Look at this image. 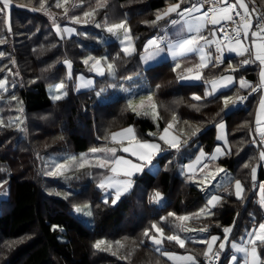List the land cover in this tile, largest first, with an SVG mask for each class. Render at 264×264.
<instances>
[{"label":"trees","instance_id":"obj_1","mask_svg":"<svg viewBox=\"0 0 264 264\" xmlns=\"http://www.w3.org/2000/svg\"><path fill=\"white\" fill-rule=\"evenodd\" d=\"M177 1L107 0L106 7H100L93 17L85 18L83 12L96 8L97 0H68L67 4L61 0L60 8L55 6L56 0H45L43 9L39 0H13L11 31L0 16V39L5 40L0 44V52L4 53L0 57V77L11 66L18 76L9 77V89L2 92V96L10 98L2 102L3 118L7 120L16 114L15 97L21 99L25 115L24 136L19 135L14 124L0 126V169H4L0 171V184L7 181L0 188L5 193V197H0V264H174L156 252L151 240L143 235L146 229L150 230V236L157 235L151 229L152 223L163 227L165 235L178 234L186 240L185 247L180 248L165 239L162 251L189 253L198 264H205L206 245L196 241L214 234L223 235L225 227L232 228L230 240H243L248 232L264 222V207L257 200L251 172L252 167L258 166L256 180L264 184L261 145L254 123L257 95H251L244 105L227 112L223 101L235 88L198 102L192 100V96L203 97L204 84L178 81V73L173 71L170 61L147 68L142 66L141 51L146 40L166 25L165 21L157 26L151 22L167 5ZM195 1L198 0H185L181 7ZM252 1L264 13V0ZM103 2L100 0L101 4ZM65 9H68L67 15ZM74 16H79L81 23H73L71 17ZM120 21H126L131 29L136 51L130 57L123 54L115 39L100 43L106 37L104 26ZM55 22L73 24L76 34L60 38L54 30ZM96 24L103 27L97 28ZM87 54L104 55L116 64L115 77L96 76V84L115 82L140 87L137 96L152 94L159 114L157 121L143 112L137 115L129 110L125 95L101 101L96 96L97 85L74 90V76L89 73L87 65L83 64ZM238 59L230 60L236 65ZM65 61L71 62V78ZM228 64L225 60L214 74L224 71ZM256 70L255 66L239 67L237 74L255 79ZM56 81H63L68 93L59 101L50 99L46 89L48 83ZM111 93L108 90L103 95L109 97ZM223 120L230 149L217 163L230 171L235 180L241 181L244 192L242 199H237L231 185L220 194L223 199L212 209L214 215L201 214L197 218L192 214L205 207L207 192L180 176L177 165L191 160L200 148L211 152L217 142L215 126ZM169 122L182 137L183 145L179 151L162 152L155 160L157 172L152 174L145 169L137 175L133 188L115 205L111 197L108 204L103 203L98 182L107 171L97 167L90 168L93 178L79 190L64 196L46 192L41 169L45 158L53 154H79L102 146L110 141L111 131L127 125L135 129L138 138H157L156 134ZM157 191L163 197L160 203L151 201ZM85 202L91 207L92 228L87 227L74 210ZM170 212L176 215L169 217ZM182 215L192 218L178 221L176 217ZM161 218H167V223ZM174 225L194 231L183 232ZM53 226H57L56 230ZM201 228L207 231L201 232ZM98 240L111 243V249H95L93 245ZM116 241H121L124 247ZM107 247V244L101 246L102 249ZM259 252L264 258V246L259 247ZM228 256L229 250L221 255L219 264H225Z\"/></svg>","mask_w":264,"mask_h":264},{"label":"snow or ice","instance_id":"obj_2","mask_svg":"<svg viewBox=\"0 0 264 264\" xmlns=\"http://www.w3.org/2000/svg\"><path fill=\"white\" fill-rule=\"evenodd\" d=\"M206 2V0H205ZM68 0H63V4H67ZM185 3V0H178L177 3L171 4L167 10L155 17V20L152 21L153 26H157L160 21H165L166 24H170L172 27H176L177 25H182L180 28L181 32H187L188 35L184 36L181 39H177L175 41L168 39L167 35L154 36L147 40L144 45V52L146 53L141 59L144 63H148L149 61L155 60L157 57L161 56V54L167 53L172 57L174 61H176L177 57L186 58L190 53H197L199 56V62L192 67L184 68L183 74H178L177 79L181 82H196L202 80V70L207 68L209 64H219L222 62V54L223 50L219 42L216 44V53H218L214 62L212 59L213 53L208 51L211 47L212 41L209 37L203 34V30L207 27V25L211 24L213 26L220 25L219 29H213L212 35H215L216 31H223L224 37L223 39L228 41L227 51L229 53H235L237 56L241 57H251V59L245 58L242 60L243 65H247L253 62H259L261 67L260 71V82L258 85L253 86L247 80L241 79L239 81L240 89H250V92H257L264 89V16H257L256 20L260 21L256 23L255 28H253V15L255 9L252 12L249 11L248 4L246 0H236L235 3H230L229 0H213V7L208 11H202L203 3L197 5L195 3L191 4L190 7L182 8L181 5ZM13 0H0V16L4 18V22L8 25V31H11L10 24V9L12 7ZM40 9H43L45 6V0H39ZM217 5H221L217 7ZM57 8L62 7L61 0H56ZM107 0L101 4L100 0H97V7L92 8L89 11H84L83 16L85 18L93 17L100 7H106ZM68 9H65V15H67ZM175 13L177 18H170L172 14ZM199 13V15H197ZM233 13H235L236 17H239L237 21L234 19ZM168 18V19H166ZM55 21V18L53 17ZM73 23H81V18L79 16L71 17ZM85 23L89 22V20H85ZM222 22H230L235 27L229 29L224 28V24ZM126 21H122L120 23L112 24L106 27V31L112 35H117L118 31L124 30V38L120 41L122 45V52L125 56H132L135 54V46L131 42L130 32L131 29L126 27ZM97 28L103 27L101 24H96ZM57 33L63 39L64 35L67 34L69 36L76 33L74 28L65 27L61 29L59 25L56 26ZM251 37V44L245 45L244 41L249 40ZM5 43V40L0 39V44ZM4 55L3 52H0V57ZM91 63L90 70L98 76L104 77L105 75L115 77L116 75V64L114 62H109L107 57H94L89 55L87 58L83 60L84 65H89ZM68 68H71V62L65 61ZM106 65V68H105ZM181 63L176 62L173 67V71L175 72L177 69H180ZM232 71H238V68H233ZM69 78H71V73L69 72ZM79 83L76 85V90L80 91L82 89L91 88L93 86L94 81L92 79H86L83 76L79 77ZM234 77L232 75H225L219 78V81L212 80L211 83V91L206 89L204 96L193 95L192 100L201 101L210 96H215L217 92L221 88H226L231 86L234 83ZM205 83H209L205 81ZM8 81L7 79H0V90L7 91ZM115 87V85H112ZM159 88V85L157 86ZM66 84L61 82L57 84L54 88V95L52 99L54 101H59L64 96L67 95L65 91ZM103 89L99 92H96V96L100 97ZM247 99L246 96H238L235 99L231 96H227L224 98L223 104L224 108L228 109L231 105L235 107L238 103H243ZM147 105L144 100H141L138 105H135L131 99L127 101V108L132 112L140 115V109H144L146 107L150 108L158 118V112H156L157 105L153 102L154 97L152 94H148L146 96ZM260 108L264 109V98L261 99ZM198 110V107H197ZM22 111V109H21ZM144 115H148V112H143ZM19 119V118H17ZM175 120V116H173ZM12 121H9L11 124ZM22 123V121H21ZM260 120L257 119V124L259 126ZM3 125V121L0 120V126ZM174 127L173 123L169 122L168 125L163 129V133L159 136V141H162L164 145H167V149H165L160 143L154 141H147L139 139L135 131L132 127H128L126 129L121 130L120 132L111 134V141L114 144L120 145L119 149L117 147H110L104 149L93 148L91 152L93 154L98 152H103V156H96L95 167L106 170L111 175L105 176L103 180L99 183L98 187L101 189H108V192L103 200V203L108 204L109 199L111 197L112 205H115L121 198L130 192V190L134 186L133 177L137 174H141L145 171V169H150L154 166V161L157 157L164 151L168 149H175L179 151L181 143L178 137L170 136L169 130ZM218 128L223 129L224 124H219ZM23 130V129H20ZM199 131V129H197ZM195 135V133H193ZM152 135V133H149ZM260 142L264 144V130L259 132ZM218 139H223V137H218ZM187 143V141H184ZM123 152L128 154V157L123 155H117V152ZM216 152H221V149L218 147ZM205 154L203 151L200 152V155L196 157L197 162L200 161L201 157ZM134 158V159H133ZM217 157L213 155L211 159H216ZM83 162L79 163V167L83 168L88 163L86 157L80 158ZM260 159L264 160V151L260 152ZM70 160L76 161V157H71ZM189 171L192 170V165L189 164L186 166ZM204 167H207L205 164ZM248 167V165H245ZM66 165L63 163H55L52 166V169L47 172V175L55 176L58 174H62V171L65 170ZM0 171H4V169H0ZM218 172H223L224 169H218ZM253 180H255L256 168L252 167L251 169ZM7 181H4L3 184H6ZM3 184H0V188L3 187ZM235 196L237 199H242V194L244 192L243 185L240 180L235 181ZM261 197L260 204L264 207V184L260 185ZM163 197L160 192H155L154 196L151 197V201L154 203H160ZM223 198L220 195H211L207 200L204 208H201L198 213L192 214L199 218L201 214L205 216L214 215L212 209L215 208L218 203ZM89 207L90 206H86ZM75 212L80 213L82 209L77 206L75 207ZM86 215H91V211H88ZM175 213H169V217H174ZM192 217L189 215H182L176 217L178 221H188ZM161 220L167 223V218H161ZM57 226H53V230H56ZM174 228H179L180 231L183 232H191L193 229H188L183 227V225H174ZM151 229L155 230V233L158 235H149L150 230L146 229L143 233L145 237H148L152 244L155 246V251L160 253L162 256L167 257L169 260L179 261V262H188V264H198V261L193 255L188 256H176V254L162 251V245L164 240L166 239L168 242H175L180 248H184L186 244V240L181 238L178 234L165 235V229L161 227L158 223H152ZM201 232L207 231V228H201ZM231 227L223 228V241L219 243V248L217 251H214V246L216 242L220 240V237L216 235H212L207 239H200L196 242L200 244L206 245V249L203 252V255L208 259V264H219L221 260V253L226 250V242L229 240V234L231 233ZM249 239L246 244L239 245L236 243L231 244V250L234 253H239L240 257L233 254L228 259L231 264H236L238 260H242V264H264V258L261 257L259 252V247L264 246V222H260L257 228H254L252 231L247 233ZM121 248L124 245L121 241L115 242ZM143 243V241H141ZM107 244V249H102L101 246ZM93 247L97 250H108L111 249V243L105 240H98L95 242ZM115 255V253H113Z\"/></svg>","mask_w":264,"mask_h":264},{"label":"crops","instance_id":"obj_3","mask_svg":"<svg viewBox=\"0 0 264 264\" xmlns=\"http://www.w3.org/2000/svg\"><path fill=\"white\" fill-rule=\"evenodd\" d=\"M178 2V1H177ZM177 2H174V3H177ZM212 2H213V0H212ZM229 2L230 3H235L236 2V0H229ZM251 2H253L252 0H246V3L248 4V8L250 9V7H251ZM174 3H171V4H174ZM193 3H195V4H197V5H199L200 4V0H198V1H195V2H193ZM193 3H191V4H193ZM171 4H169V5H167V7L164 9V11L163 12H165L166 10H167V8L171 5ZM13 5V4H12ZM191 5H185V6H182V8H185V7H190ZM219 6H221V5H219ZM162 12V13H163ZM197 15H199V13H197ZM252 15H253V28H255V26H254V17H255V15H254V13H252ZM170 18H177L176 17V15H175V13H173L172 14V16L170 17ZM57 25H59V24H55L54 25V30H55V32L57 33V29H56V26ZM59 27L61 28V29H63V28H65V27H70V28H74L75 30H76V27L74 26V25H72L71 23L70 24H67V23H64V24H62V25H59ZM182 27V25H177L176 27H172L170 24H166L165 25V27L162 29V31L161 32H157V33H155V34H153V35H151L150 37H153V36H160V35H167V37H168V39H170V40H173V41H175V40H177V39H181V38H183L184 36H186V35H188V33L187 32H181L180 31V28ZM216 27H217V25L216 26H213V25H211V24H209V25H207V27L203 30V34L205 35V36H207V37H209V39L212 41V44H211V47L209 48V49H207L208 51H211L212 53H213V56H212V59H213V62H214V58H215V56L218 54V53H216V51H215V42H216V40H217V36H218V32L216 31L215 32V35H212V31H213V29H216ZM76 34V33H75ZM75 34H73V35H75ZM57 35L60 37V35L57 33ZM73 35H71V36H73ZM65 37H70L69 35H67V34H65L64 35ZM150 37H148V38H150ZM132 44H134V41H133V38H132ZM147 41V40H146ZM146 43V42H145ZM244 43H245V45H250L251 44V37H249V40H247V41H244ZM145 45V44H144ZM120 46H121V44H120ZM229 45H228V41L227 42H225V43H223L222 45H221V47H222V50H223V54H222V62L221 63H219V64H216V65H214V63L213 64H209V66L207 67V68H205V69H203L202 70V80L201 81H196V82H181V83H184V84H201V83H203L204 84V86H203V92H202V95L204 96V93H205V91H206V89L208 90V91H211V81L212 80H217V81H219V78L220 77H222V76H225V75H232L233 77H234V83L231 85V86H229V87H226V88H221L218 92H217V94H219V93H221V92H223V91H226V90H229L230 88H235V90L232 92V93H230V94H228V95H226V97L227 96H231V97H233V99H235L236 97H238V96H242V95H244L245 93H246V91H248L249 89H240L239 88V81L241 80V79H244V80H247L249 83H251V84H253V82H260V76H259V74H260V71H261V67H260V65H259V62H255V64L253 65V66H255L256 68H257V70H256V77H255V79H251V78H249L248 76H246V75H244V74H237V72L238 71H232V69L233 68H239L238 66H237V64L236 65H234L233 63H232V60H230V59H232V58H242L241 56H237L235 53H229L228 51H227V47H228ZM121 49H122V47H121ZM146 53L144 52V49H143V51H142V53H141V57L142 56H144ZM239 59H238V61H239ZM170 61L171 63H173V65L177 62V61H173V60H171V56L170 55H168L167 53H164V54H161V56H159V57H157L155 60H152V61H149L148 63H144V61L141 59V63H142V66L144 67V68H147V67H149V66H152V65H155V64H157V63H160V62H163V61ZM225 60H228L229 61V64H228V66H227V68H225V70L224 71H222V72H219V73H217V74H214V70L218 67V66H220ZM178 62H180L181 63V68L180 69H177L176 71H177V73L178 74H183V70H184V68H187V67H192L193 65H195V64H197L198 62H199V56H198V54L197 53H190V54H188V56L186 57V58H180L179 60H178ZM206 75H211V76H206ZM205 81H208L209 83H205ZM149 93H146V94H141V96H147ZM216 94V95H217ZM211 97V96H210ZM257 97H258V99H257V103H256V107H255V112H254V123H255V131H256V134H257V137H258V140H259V142H260V135H259V132L261 131V130H264V109H261L260 108V102H261V99L262 98H264V89H262L261 91H259L258 93H257ZM145 101V100H144ZM145 103H148L147 101L145 102ZM147 105V104H146ZM239 106V103L235 106V107H232L231 105L229 106V108L228 109H225V111H230V110H232V109H234V108H236V107H238ZM143 111V110H142ZM259 118V120H260V123H259V126H258V124H257V119ZM219 124H224V128L223 129H220V128H218V125ZM128 127H132L131 125H127V126H124V127H121V128H118V129H115V130H113V131H111V133H110V141L108 142V143H106V144H104V145H102V146H99V147H101V148H110V147H117L118 149H119V147H120V145H118V144H114L112 141H111V134L112 133H116V132H120L121 130H123V129H126V128H128ZM133 128V127H132ZM134 129V128H133ZM164 129V128H163ZM163 129L162 130H160L157 134H156V136H157V138H154V137H148V138H139V139H141V140H147V141H154V142H157V143H160L162 146H167V145H164L163 144V142L162 141H159V136L163 133ZM134 131H135V129H134ZM135 134H136V132H135ZM169 134H170V136H176V137H178L179 138V140H180V143H181V146L183 145L182 143H183V140H182V137L176 132V131H174L173 129H170L169 130ZM215 134H216V144H215V146L213 147V149L211 150V152H206L205 150H203L202 148H200L198 151H197V153L195 154V156L191 159V160H189L188 162H186V163H183V164H178L177 165V170H178V168H179V166H182V170H181V173H182V176L186 179V180H188L189 182H192V183H196V184H198L199 186H202V187H209V186H205L206 184H208V183H210L213 179H214V177H215V175H216V173L215 172H212L215 168H219L218 166H221V165H219L218 163H216V161H218V159H219V157L221 158L222 157V155L224 156L227 152H229V143H228V138H227V125H226V122L223 120V121H220L219 123H217L216 124V126H215ZM155 135V133H152V135L151 136H154ZM137 136V135H136ZM218 137H223V139H218ZM260 145H261V147H260V152L261 151H264V144H262L261 142H260ZM220 148L221 149V152H219V153H217L216 152V149L217 148ZM201 151H203V153L205 154L203 157H201V159H200V161L199 162H197V160H196V157L197 156H199L200 155V152ZM103 153V152H102ZM117 155H123V156H125V157H128V154H126V153H123V152H120V151H118L117 152ZM213 155H215L217 158L216 159H213V160H215V162L211 159V157L213 156ZM134 159V158H133ZM211 160L213 161V162H211ZM209 161V162H208ZM261 163H262V165H263V167H264V160H261ZM154 164H156V162L154 161ZM189 164H191L192 165V170L191 171H189V169L186 167L187 165H189ZM207 165V167H204V165ZM256 168V173H255V179H256V176H257V170H258V166H256L255 167ZM150 169H152V168H150ZM150 169H148V170H150ZM224 171H225V169H224ZM223 171V172H224ZM227 172H229V171H227ZM198 173V174H197ZM203 174H207L206 176H203ZM107 175H111V173H108L107 172V174L105 175V176H107ZM137 175H139V174H137ZM136 175V176H137ZM105 176H103V178L101 179V180H103L104 178H105ZM135 176V177H136ZM135 177H133V180H134V178ZM204 177H206V178H204ZM253 177V176H252ZM197 178V179H196ZM203 179V181H204V183L203 184H201V180ZM205 179V180H204ZM101 180H100V182H101ZM224 180V179H223ZM233 180V179H232ZM231 180V181H232ZM217 181V180H216ZM231 181H229V180H225L222 184H220L219 186H217V184H213L210 188H208V192H207V200L210 198V196L211 195H213V194H215V195H220L222 192H224V191H226L227 189H229V187L231 186V185H233L234 187H233V191L235 190L236 191V189H235V185H234V183L232 184L231 183ZM99 182V183H100ZM99 183H98V185H99ZM101 189V188H100ZM101 191L105 194V196H106V194H107V192H108V189H101ZM209 193V194H208ZM234 194H235V192H234ZM221 196V195H220ZM207 200H206V202H207ZM206 205V204H205ZM259 225V224H258ZM258 225L255 227V228H257L258 227ZM254 229V228H253ZM252 229V230H253ZM251 230V231H252ZM214 235H216V236H218V237H220V240H218L217 242H216V245L214 246V249H218L219 248V243L221 242V241H223V236H224V233H223V235H219V234H214ZM193 236H194V234H193ZM212 236V235H211ZM210 237V236H209ZM249 239V237L248 236H246L243 240H239V241H242V242H239V241H233V240H230V234H229V240H228V242H226V250L224 251V252H227V250H229V256L228 257H230L231 255H233V254H235V255H237L238 257H240V254L239 253H234L232 250H231V244L232 243H236V244H239V245H243V244H246V242H247V240ZM207 247V246H206ZM259 250V249H258ZM224 252H222L221 253V255L224 253ZM184 254V253H183ZM228 257H227V259H226V262H225V264H231V262H230V260L228 259ZM174 264H188L187 262H179V263H174ZM236 264H242V260H238L237 262H236Z\"/></svg>","mask_w":264,"mask_h":264},{"label":"rangeland","instance_id":"obj_4","mask_svg":"<svg viewBox=\"0 0 264 264\" xmlns=\"http://www.w3.org/2000/svg\"><path fill=\"white\" fill-rule=\"evenodd\" d=\"M120 22H122V21H120ZM120 22H115V23H111V24H108V25L104 26L103 29H104V33H106V37L101 39L100 43L106 42V41L111 40V39H115V40H117L120 43V41L124 38V30L123 29L119 30L117 35H112V34H110V33H108L106 31V27L107 26H110V25L116 24V23H120ZM55 24L62 25L64 23L55 22L54 25ZM67 24H70V23H67ZM126 27L129 28L127 23H126ZM130 38L132 40L131 32H130ZM150 38H152V37H150ZM150 38H148L147 40H149ZM124 46L125 45L121 44V47H124ZM89 55H92V54H87L83 58V60L85 58H87ZM92 56L97 57V58L105 57L104 55H99V56L92 55ZM180 58L181 57H177L176 61H178ZM171 60H173L172 57H171ZM91 63L92 62L90 61L89 65H87L88 71L91 74L80 72V73H77L74 76V80H73V88H74V90H76V85L80 82L79 81V77L83 76L86 79H92L94 81L92 87H95L97 85V92H99L101 89H103V92L101 93V96L99 97L101 99V101L109 100V99H112V98H117L118 96H121V95L127 96V100L131 99L135 105H138L141 100H145V102L147 101L146 100V96H141V95L137 96V95H135L136 91L140 87L138 88L137 86H130V85L127 86V85L118 84V83L116 84L115 82H109L108 84H105V85L96 84L95 83V78L98 75H96L95 73H93L90 70ZM105 68H106V65H105ZM69 72L71 73V69L68 68V76H69ZM71 76H72V74H71ZM9 77H12V78L15 77V79L18 78L17 72H16L14 66H11V67H8L7 69H5L3 76L0 77V79H5V78L7 79V81H8L7 90L9 89ZM109 77H112V76H109ZM61 82H63V81H56V82H51V83L47 84L46 89H47V93H48V96L50 97V99H52V96L55 94L54 91H53L55 86L57 84L61 83ZM14 83L15 82L11 83V85H14ZM112 85H115V87H112ZM142 85H144V84L142 83ZM108 90L112 91V93L110 94L109 97H107L106 95H103L104 93H107ZM65 91L67 92L66 89H65ZM2 92H5V91L4 90H0V120H2L3 123H7V124H9V121H12L11 124H14L15 128H17V130L19 132V135L20 136H24V134H25V124H24L25 115H24V107H23L22 101L18 97L14 98L13 102L15 103V108H16L17 112H16L15 115L9 116L7 120H4L3 114H2V102L9 101L10 98L6 97V96H2ZM145 104H147V103H145ZM21 109H22V111H21ZM139 111L140 112L147 111L149 117L153 121H155V122L157 121V117H156L155 113L150 108L146 107L144 109H140ZM156 112H158L157 109H156ZM17 118H19V119H17ZM21 121H22V123H21ZM20 129H23V130H20ZM94 148L103 149L101 147H94ZM92 149L93 148H89V149H87L85 151L80 152L79 154H66L65 156H61L59 154H53V155L45 158L44 161L42 162L41 169H42L43 175L45 176V190H46V192H48L50 194L64 196L66 194H69V193L73 192L74 190H79L80 188H82V186H85L87 184V182H88V179L93 178V174L91 173V169L90 168L95 167V163H96L95 157L104 155V153H102V152H98V153L93 154L91 152ZM71 157H76L77 160L76 161H72V160H70ZM81 157H86L87 160H88V163L83 168H80L78 166L79 163L83 162L80 159ZM55 163H63V164H65L66 165L65 170L62 171V174H58V175H55V176L47 175L46 173L49 172L52 169V166ZM218 167L219 168H215L212 171V172L216 173L214 179L210 183L205 185V186H209V187H203V188H205L206 192H208V188H210L213 184H217V186H219L225 180L226 181L227 180L231 181L233 179L231 181V183L232 184L234 183V185H235V181L236 180L233 178V174L230 171L227 172L228 170L225 169L222 166H218ZM151 168L152 169H150L149 171L152 174H155L157 172V170H158V164L157 163L154 164V166L151 167ZM221 168L225 169V171L223 173L222 172L219 173L217 171L218 169H221ZM181 170H182V166H179V168L177 170V173L180 176H182ZM206 175L207 174H203V176H206ZM217 176H218V178H217ZM204 178H206V177H204ZM215 179H217V181H214ZM201 181H202L201 184H203L204 183L203 179ZM234 192H235V190H234ZM4 194L5 193L0 189V197L1 196L5 197ZM102 198L105 199V194L104 193L102 195ZM77 206H79L82 209V212H80V213L75 212L77 214V216L80 218V220L87 227L92 228L93 227L92 212H91V215H86V213L88 211H91V207L90 208L86 207V206H90V204L88 202H85V203H81V204H79ZM239 242H242V241H239ZM167 252L174 253V254H176V256L192 255V254H189V253H184L183 254V253L172 252V251H167ZM170 261H172L173 263H179V261H173V260H170Z\"/></svg>","mask_w":264,"mask_h":264},{"label":"built area","instance_id":"obj_5","mask_svg":"<svg viewBox=\"0 0 264 264\" xmlns=\"http://www.w3.org/2000/svg\"><path fill=\"white\" fill-rule=\"evenodd\" d=\"M201 3H203V9H202V11H208V10H210L213 7L212 0H206V2H205V0H201L200 1V4ZM217 7H219V5H217ZM253 9H255V12H253L254 15H255V17H254V26H255L256 23L260 22V21H257L256 20V17L257 16H264V13L258 9L257 5L254 2H251V7H250L249 11L252 12ZM233 16H234V19H236L237 21L239 20V17H236L235 16V13H233ZM222 23L224 24V28L225 29H229L230 30L231 28L235 27V25H233L230 22H222ZM219 28H220V25H217L216 29H219ZM217 32H218V36H217V40L215 42V48H216L217 42H219L220 45H222L223 43L227 42L226 40L223 39L224 32L223 31H217ZM245 58L251 59V57H247V56L240 58L239 61H238V66L239 67L245 68V67L252 66V65L255 64V62H253V63H249L247 65H243L242 64V60L245 59ZM214 65H216V64L214 63ZM258 84H259V82H254L252 85L253 86H256ZM258 92L259 91H257V92H250V89H249L244 95H242V96H246L247 99L243 103H239V105L245 104L247 102L248 98L251 95H256ZM261 184H263V183L260 182V181H258V180H253V182H252V186L254 188H256V194H257L258 200L261 197V191H260V185ZM214 251H217V250H214ZM208 259L209 258H206V257L203 258V261H204L205 264H208ZM219 263H220V261H219Z\"/></svg>","mask_w":264,"mask_h":264},{"label":"bare ground","instance_id":"obj_6","mask_svg":"<svg viewBox=\"0 0 264 264\" xmlns=\"http://www.w3.org/2000/svg\"><path fill=\"white\" fill-rule=\"evenodd\" d=\"M190 4H191V3H190ZM190 4H188V5H190ZM186 5H187V4H186ZM149 37H150V36H149ZM141 52H142V51H141ZM222 156H223V155H222ZM219 158H220V157H219ZM212 160H213V159H212ZM212 160H211V162H213V161L215 162V160H213V161H212ZM208 162H209V161H208ZM216 163H217V161H216ZM219 173H221V172H219ZM222 173H223V172H222ZM197 174H198V173H197ZM221 175H222V174H221ZM217 178H218V176H217ZM196 179H197V178H196ZM216 180H217V179H215L214 181H216ZM208 194H209V193H208Z\"/></svg>","mask_w":264,"mask_h":264}]
</instances>
